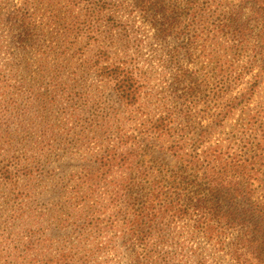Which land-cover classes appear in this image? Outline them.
Segmentation results:
<instances>
[{"label": "rangeland", "instance_id": "374dc122", "mask_svg": "<svg viewBox=\"0 0 264 264\" xmlns=\"http://www.w3.org/2000/svg\"><path fill=\"white\" fill-rule=\"evenodd\" d=\"M150 1L174 6V0ZM205 2L211 1L194 0L201 18L190 17V29L207 21ZM245 3L210 4L227 17ZM137 9L135 0H0V264H235L227 244H239L240 227L207 242L194 236L190 218L166 223V244L160 239L156 249H139L119 229L127 218L97 172L98 159L119 143L145 141L152 120L171 115L184 124L186 111L194 116L187 132L204 138L192 145L195 155L217 145L224 158L243 153L246 121L264 123V41L248 9L245 51L239 37L213 35L207 26L196 43L174 30L160 33ZM232 62L233 73L221 78L218 69ZM109 65L139 81L137 104L117 99L100 69ZM243 67L246 80L257 79L236 86ZM251 83V100H235ZM223 110L231 111L228 119L215 121ZM173 128L171 139L186 127L174 121ZM168 141L152 151L154 170L175 165ZM185 148L190 154V144ZM128 176L124 170L108 181Z\"/></svg>", "mask_w": 264, "mask_h": 264}, {"label": "trees", "instance_id": "16d2710c", "mask_svg": "<svg viewBox=\"0 0 264 264\" xmlns=\"http://www.w3.org/2000/svg\"><path fill=\"white\" fill-rule=\"evenodd\" d=\"M135 1L137 10L150 19L152 26H159L157 31L160 33L174 30L173 32L195 40L196 43L199 36L207 32V26L211 27L209 33L213 35L239 37L237 40L241 44V51L247 50L242 44L250 33V20L244 19L245 10L248 9L252 12L251 27L258 30L256 37L259 41H264V0H245L246 7L232 8L227 17H223L218 8L210 4L215 3V0H207L211 2L202 5V11L207 13V21L200 20L197 28L193 29H190V17L191 22L201 18L197 15V5H193L194 0H174V6L166 8L157 5L159 3L156 1ZM238 20L240 24L234 28ZM233 63L230 67L229 63L227 69H218V75L221 78L230 76L233 72L228 70L235 67ZM100 69L107 82L112 84L113 93L124 105L133 106L140 101L141 85L123 66L109 65ZM240 69H237L239 72H236L234 78L236 86L243 87L250 82L248 80L256 81L257 76L246 80L249 76L247 69ZM253 89L254 83H251L250 88L246 89L247 94L233 98L247 102L254 96ZM194 93L195 88H190V95L193 96ZM230 113L231 111L227 110L219 112L215 121L228 119ZM193 117L192 114L190 116V111H186L185 117H182L184 124L171 115L168 119L152 120L149 122V134L145 141L141 140L130 146L122 142L99 155L100 168L97 172L101 173L99 176L102 181L106 186H111L114 197L119 200L116 209L121 216L127 218L124 220L125 225L119 229L145 252L159 247L160 239L164 240V244L167 243L163 227L169 221L190 218L196 231L194 236L207 242L212 239L221 241L226 230L240 227L242 238L239 244H227L230 259L235 264H264V196L258 197L256 192L263 183L264 136L251 138V135L258 131L264 135V123L262 120L253 122L248 119L245 128L250 135L248 138L246 136L243 142L247 149L236 157L224 158L225 154L220 152V145H217L215 150L204 151L198 155L191 151L193 144L198 146L204 142L203 136L193 138L191 131L187 132ZM174 121L181 128H186L181 129L179 133L182 135L179 138L171 139ZM167 140L169 141L165 151L174 160L175 165L168 170L162 167L160 170H154L152 151L156 148L163 150V143ZM189 144L190 154L185 148ZM124 170L129 173L124 180L108 181ZM132 171L136 172L134 177L130 174ZM142 178L146 181L144 185L136 181ZM120 181L121 184H118ZM154 240L157 243L154 244ZM196 264H203V261Z\"/></svg>", "mask_w": 264, "mask_h": 264}]
</instances>
